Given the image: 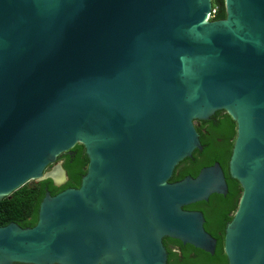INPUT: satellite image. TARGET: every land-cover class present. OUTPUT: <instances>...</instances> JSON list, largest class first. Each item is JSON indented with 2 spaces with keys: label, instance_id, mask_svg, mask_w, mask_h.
Here are the masks:
<instances>
[{
  "label": "water",
  "instance_id": "95a60500",
  "mask_svg": "<svg viewBox=\"0 0 264 264\" xmlns=\"http://www.w3.org/2000/svg\"><path fill=\"white\" fill-rule=\"evenodd\" d=\"M0 0V201L67 178L59 155L90 161L79 188L50 192L38 223L0 226V264H168L164 237L214 252L205 215L226 194L219 162L170 182L203 149L196 119L237 121L229 170L243 192L227 225L230 264H264V0ZM62 173L59 180L54 172Z\"/></svg>",
  "mask_w": 264,
  "mask_h": 264
},
{
  "label": "trees",
  "instance_id": "16d2710c",
  "mask_svg": "<svg viewBox=\"0 0 264 264\" xmlns=\"http://www.w3.org/2000/svg\"><path fill=\"white\" fill-rule=\"evenodd\" d=\"M213 4L218 7L215 19L225 18V0H213ZM195 123L203 149H195L192 156L177 164L170 182L180 181L187 176L197 177L202 168L219 162L226 175L228 192L214 193L207 201L184 206V209L204 213L205 229L217 241L214 252L166 236L164 245L168 252V264H230L225 252L226 228L234 218L243 192L241 182L229 170L237 137V121L227 110L221 109L207 119H196ZM60 157L68 174L67 182L57 185L50 177L33 180L4 197L0 201V226L16 222L24 228L33 227L38 223L40 205L47 192L56 195L66 188L81 186L90 161L86 146L77 143Z\"/></svg>",
  "mask_w": 264,
  "mask_h": 264
},
{
  "label": "flooded vegetation",
  "instance_id": "af4514ba",
  "mask_svg": "<svg viewBox=\"0 0 264 264\" xmlns=\"http://www.w3.org/2000/svg\"><path fill=\"white\" fill-rule=\"evenodd\" d=\"M63 153H64V152H63ZM63 153H61V154L59 155V158H58L59 161H61V165H62V166H63V160H62V158H61L60 156H62ZM53 165H55V163L49 165L48 168H49V167H52ZM63 167H64V166H63ZM48 168H47V169H48ZM53 168H54V167H53ZM52 171H54V170H52ZM66 175H67V178L64 179L60 184H57V183L54 181L55 184H57V185H62V184H64V183H66L67 180H68V174H67V172H66ZM61 178H62V173H61V176H60L59 180H60ZM52 179H53V178H52ZM53 180H54V179H53ZM18 263H19V262H18ZM15 264H17V262H15ZM20 264H30V263H20Z\"/></svg>",
  "mask_w": 264,
  "mask_h": 264
},
{
  "label": "built area",
  "instance_id": "2783aa9c",
  "mask_svg": "<svg viewBox=\"0 0 264 264\" xmlns=\"http://www.w3.org/2000/svg\"><path fill=\"white\" fill-rule=\"evenodd\" d=\"M218 7L213 4L211 12L208 14V20H214L216 18Z\"/></svg>",
  "mask_w": 264,
  "mask_h": 264
},
{
  "label": "rangeland",
  "instance_id": "374dc122",
  "mask_svg": "<svg viewBox=\"0 0 264 264\" xmlns=\"http://www.w3.org/2000/svg\"><path fill=\"white\" fill-rule=\"evenodd\" d=\"M59 158V157H58ZM55 163V165H53L52 167H49L48 169H47V171H52L54 168L53 167H56L58 164H60L61 163V161H59V159H57L56 160V162H54Z\"/></svg>",
  "mask_w": 264,
  "mask_h": 264
},
{
  "label": "bare ground",
  "instance_id": "6f19581e",
  "mask_svg": "<svg viewBox=\"0 0 264 264\" xmlns=\"http://www.w3.org/2000/svg\"><path fill=\"white\" fill-rule=\"evenodd\" d=\"M54 175H55V177H56L57 179H59L60 176H61V172L58 171V170H55Z\"/></svg>",
  "mask_w": 264,
  "mask_h": 264
}]
</instances>
